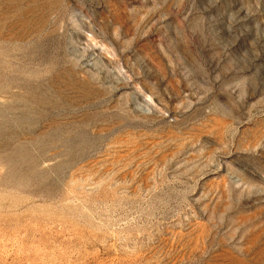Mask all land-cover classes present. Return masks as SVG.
<instances>
[{
  "label": "rangeland",
  "instance_id": "1",
  "mask_svg": "<svg viewBox=\"0 0 264 264\" xmlns=\"http://www.w3.org/2000/svg\"><path fill=\"white\" fill-rule=\"evenodd\" d=\"M0 264H264V0H0Z\"/></svg>",
  "mask_w": 264,
  "mask_h": 264
}]
</instances>
